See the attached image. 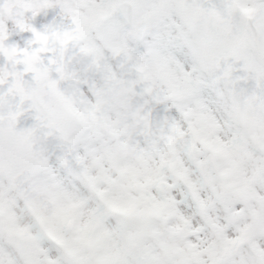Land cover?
I'll list each match as a JSON object with an SVG mask.
<instances>
[{
  "label": "clouds",
  "instance_id": "obj_1",
  "mask_svg": "<svg viewBox=\"0 0 264 264\" xmlns=\"http://www.w3.org/2000/svg\"><path fill=\"white\" fill-rule=\"evenodd\" d=\"M0 264H264V0H0Z\"/></svg>",
  "mask_w": 264,
  "mask_h": 264
}]
</instances>
